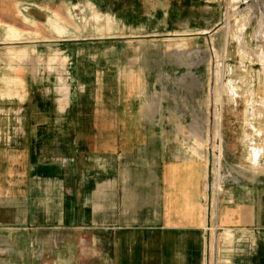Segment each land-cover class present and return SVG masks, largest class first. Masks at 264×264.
<instances>
[{"label": "crops", "instance_id": "obj_1", "mask_svg": "<svg viewBox=\"0 0 264 264\" xmlns=\"http://www.w3.org/2000/svg\"><path fill=\"white\" fill-rule=\"evenodd\" d=\"M228 72L213 138L195 112L164 118L156 85L123 91L122 74L61 76L51 98L0 110V264H206L212 226L220 264H264V129L222 113L240 94Z\"/></svg>", "mask_w": 264, "mask_h": 264}, {"label": "rangeland", "instance_id": "obj_2", "mask_svg": "<svg viewBox=\"0 0 264 264\" xmlns=\"http://www.w3.org/2000/svg\"><path fill=\"white\" fill-rule=\"evenodd\" d=\"M12 1L0 0L2 113L27 106L29 91L51 98L61 76L99 75L116 82L122 74L123 91L142 98L156 85L168 111L164 118L170 111L195 112L198 122L209 119L213 138L220 124L221 74L229 71L240 94L234 103L222 97V113L229 110L236 123L251 118L264 129V117L246 113L245 95L251 89L257 105L264 98V30L258 23L264 0ZM210 156L206 183L213 179ZM211 229L206 264H220L223 236Z\"/></svg>", "mask_w": 264, "mask_h": 264}, {"label": "bare ground", "instance_id": "obj_3", "mask_svg": "<svg viewBox=\"0 0 264 264\" xmlns=\"http://www.w3.org/2000/svg\"><path fill=\"white\" fill-rule=\"evenodd\" d=\"M258 23L260 25V29L264 30V15L261 17V19L258 21ZM263 56H264V54H263Z\"/></svg>", "mask_w": 264, "mask_h": 264}, {"label": "water", "instance_id": "obj_4", "mask_svg": "<svg viewBox=\"0 0 264 264\" xmlns=\"http://www.w3.org/2000/svg\"><path fill=\"white\" fill-rule=\"evenodd\" d=\"M207 37V36H209V35H207V34H198V35H196V37ZM145 39H149V38H145ZM153 39V38H152ZM210 163H212V159H211V156H210Z\"/></svg>", "mask_w": 264, "mask_h": 264}, {"label": "built area", "instance_id": "obj_5", "mask_svg": "<svg viewBox=\"0 0 264 264\" xmlns=\"http://www.w3.org/2000/svg\"><path fill=\"white\" fill-rule=\"evenodd\" d=\"M208 206V205H207Z\"/></svg>", "mask_w": 264, "mask_h": 264}]
</instances>
